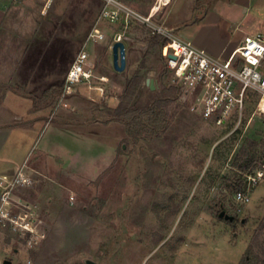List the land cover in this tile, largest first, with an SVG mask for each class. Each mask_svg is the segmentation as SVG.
Listing matches in <instances>:
<instances>
[{"label":"rangeland","instance_id":"1","mask_svg":"<svg viewBox=\"0 0 264 264\" xmlns=\"http://www.w3.org/2000/svg\"><path fill=\"white\" fill-rule=\"evenodd\" d=\"M157 1L123 4L146 16ZM103 8L104 0H52L47 9L36 0H0V124L11 121L10 111L28 121L36 106L45 109V130L57 125V168L47 157L31 158L41 131L0 132V173L25 164L21 179L0 182L2 194L9 193L8 203L0 195V264H240L264 218V178L247 187L250 202L235 199L240 149L259 145L244 178L264 165V114L256 113V98L240 129L228 131L203 120L193 110L194 96L182 91L187 112L162 138L135 144L123 124L99 109L116 108L137 72L158 89L165 56L148 49L151 30L135 21L103 22L105 39L89 41ZM168 8L165 22V9L153 22L171 30L188 17L185 34L199 33L205 47L188 42L217 59L211 48L238 47L249 29L263 32L257 21L264 22V0H171ZM118 36L127 45L122 73L113 66ZM85 47L94 78L60 106V89ZM41 165L46 175L35 169ZM223 211L234 217L231 223L219 218ZM11 219L31 220L37 236L23 235Z\"/></svg>","mask_w":264,"mask_h":264},{"label":"built area","instance_id":"2","mask_svg":"<svg viewBox=\"0 0 264 264\" xmlns=\"http://www.w3.org/2000/svg\"><path fill=\"white\" fill-rule=\"evenodd\" d=\"M36 1L43 4L45 9L52 2ZM166 5L158 0L151 13L142 16L118 0H104L103 11L89 41L102 42L105 39L104 33L98 28L103 22L115 24L122 20L125 24L134 21L143 24L151 30L152 35L166 40L165 62L166 68L173 75V83L187 95L194 96L193 110L204 120L222 128L231 124L232 131H237L242 126L247 104L253 96L257 97L256 113L264 114V32L246 36L228 59H217L183 40L174 31L153 22L154 15ZM116 42H123L122 36H118ZM93 78L91 55L85 47L66 75L59 105L67 107V101L75 89L81 84L90 83ZM22 176L19 173L18 178ZM263 178L264 165L254 175L247 176L248 188L255 187ZM7 194L0 191L5 203H8L5 200ZM236 200L243 204L250 202L249 190L238 192ZM11 222L21 228L23 235L30 234L32 238L37 236L31 220L23 224L13 219Z\"/></svg>","mask_w":264,"mask_h":264},{"label":"trees","instance_id":"3","mask_svg":"<svg viewBox=\"0 0 264 264\" xmlns=\"http://www.w3.org/2000/svg\"><path fill=\"white\" fill-rule=\"evenodd\" d=\"M144 41L148 44L149 50H157L161 54L164 53L165 56L166 40L163 37L151 34L145 36ZM169 72L168 69L164 70L159 76L160 86L155 91H151L149 88L144 89V75L139 72L135 73L126 80L124 90L119 97L120 102L118 106L116 108L105 106L106 109H99L100 113L110 121L123 124L126 127L129 138L135 144L162 138L169 132L174 119L180 113H182L180 115L182 116L187 112L185 105L179 103L182 89L178 85L169 82L167 79ZM11 90L19 93L14 88H11ZM61 92L62 88L60 89L59 96ZM254 98H256L257 103V97L255 96L250 99V102ZM34 109L38 110L39 108L35 106ZM231 128V124L223 127V129L228 131ZM258 154L259 145L251 142L246 147L243 146L236 156L234 160L236 194L238 192H246L248 180L247 177H243V174L247 172L252 173L251 164ZM240 264H264V218L253 235Z\"/></svg>","mask_w":264,"mask_h":264},{"label":"crops","instance_id":"4","mask_svg":"<svg viewBox=\"0 0 264 264\" xmlns=\"http://www.w3.org/2000/svg\"><path fill=\"white\" fill-rule=\"evenodd\" d=\"M120 1H122L123 3H126V2L132 3V1H134V0H120ZM170 3H171V0L168 3V5H166L167 4L166 3L165 4L166 6H163V8L161 7V9H165V14L163 15V18L161 19V22L166 21V18L164 16H166L167 10L169 9L168 6L170 5ZM149 14H147V15H149ZM156 14H158V13H156ZM156 14L154 15V18L156 17ZM257 22H258V31L264 32V22L262 20H259ZM189 23H191V22L188 19V17H186V18L184 17L182 19L179 18L174 23V26H172L173 28H171V30L174 31L175 34H176V31H178L180 33L179 35L183 39H186L187 42L191 41V42H193V43H195L201 47H205L204 43H203L204 41L201 40L202 35H200L199 33L193 31L194 33L192 36H188L187 34H185V31H188L190 26H191ZM195 23H197V22H195ZM248 33L253 34L252 30H250V29L248 30ZM240 42H241V40H240ZM225 45H227V44L223 43V46H221V48H218V49L211 48L213 54L220 59H228L237 47L227 48V46H225ZM96 89L98 90V88H96ZM12 93H14V94L16 93V95H18V93L14 92L13 90H12ZM24 97H26V96H24ZM28 98L32 99L31 96H29ZM248 103H250V101ZM10 117H11V121H8L4 124H0V132L6 134V136L9 134L8 136L10 137L14 134L15 131H20V130L29 131V132H35V131L40 132L41 131L40 136L33 143V146L30 150V152L34 150L33 156L31 158H40L41 159V158L47 157V158L53 160V162L56 164L55 167L57 168V125H53L48 130H45V125H44L45 118H46L45 109L39 108L38 110H35L34 106H32V108L29 111L28 121H24L23 117H21L19 113H15L14 111H10ZM43 125H44V127H43ZM61 156H62V154H61ZM63 160L66 163H71V162H73V156H70V157L66 156L65 158H63ZM24 165L25 164L22 165V162H20L15 168L11 167V166L6 167L4 170H2L3 172L0 173V182L1 181L2 182L13 181L15 179V177H17L19 175V173L23 169ZM38 167L39 168H35L37 170V172L45 173L43 165L38 166ZM32 171L36 172L34 170V168L33 169L31 168V172ZM44 175H46V173ZM56 188H57V186H56ZM41 194L45 195V191L42 192Z\"/></svg>","mask_w":264,"mask_h":264},{"label":"water","instance_id":"5","mask_svg":"<svg viewBox=\"0 0 264 264\" xmlns=\"http://www.w3.org/2000/svg\"><path fill=\"white\" fill-rule=\"evenodd\" d=\"M112 55H113V66L114 70L118 73H122L126 70L127 66V58H126V46L123 42H116L112 47ZM169 58H175L173 56H169ZM146 86L151 90L155 91L156 84L153 79H146ZM219 218L225 219L226 221L232 222L234 217L226 214L225 211L221 212ZM5 264H12L10 261L5 262ZM86 264H93L91 261H87Z\"/></svg>","mask_w":264,"mask_h":264},{"label":"bare ground","instance_id":"6","mask_svg":"<svg viewBox=\"0 0 264 264\" xmlns=\"http://www.w3.org/2000/svg\"><path fill=\"white\" fill-rule=\"evenodd\" d=\"M162 2H163L164 4H166V3L168 2V0H162Z\"/></svg>","mask_w":264,"mask_h":264},{"label":"flooded vegetation","instance_id":"7","mask_svg":"<svg viewBox=\"0 0 264 264\" xmlns=\"http://www.w3.org/2000/svg\"><path fill=\"white\" fill-rule=\"evenodd\" d=\"M5 262H8V261H5ZM5 262H4V263H5Z\"/></svg>","mask_w":264,"mask_h":264}]
</instances>
